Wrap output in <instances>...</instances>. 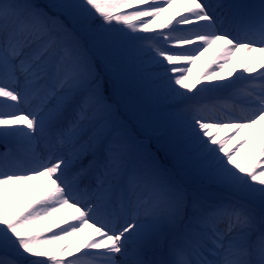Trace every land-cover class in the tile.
Here are the masks:
<instances>
[{
	"label": "snow or ice",
	"instance_id": "6c2138e0",
	"mask_svg": "<svg viewBox=\"0 0 264 264\" xmlns=\"http://www.w3.org/2000/svg\"><path fill=\"white\" fill-rule=\"evenodd\" d=\"M0 144V264H264V0H0Z\"/></svg>",
	"mask_w": 264,
	"mask_h": 264
},
{
	"label": "bare ground",
	"instance_id": "6f19581e",
	"mask_svg": "<svg viewBox=\"0 0 264 264\" xmlns=\"http://www.w3.org/2000/svg\"><path fill=\"white\" fill-rule=\"evenodd\" d=\"M168 14L169 13L164 14V17L161 18V22H163V19L166 18ZM217 51L218 50L216 48H212L197 60L196 64L192 66V72L194 73L195 77H198L201 73L206 71L207 66L210 64V62L214 58ZM237 56H238L237 58V62H238L242 56V51L238 52ZM225 96H226L225 93H212L206 96V100L209 103L223 102L225 99Z\"/></svg>",
	"mask_w": 264,
	"mask_h": 264
},
{
	"label": "rangeland",
	"instance_id": "374dc122",
	"mask_svg": "<svg viewBox=\"0 0 264 264\" xmlns=\"http://www.w3.org/2000/svg\"><path fill=\"white\" fill-rule=\"evenodd\" d=\"M39 1H40V0H39ZM52 2H56V0H51L50 3H52ZM166 17H167V16H166ZM219 47H220V45L217 44V45H214L212 48H216V49L218 50ZM241 51L243 52V50H241ZM237 58H238V56H237V53H236V60H237ZM196 78H197V77H195L194 73L192 72V73H191V76H190V79L195 80ZM120 112H121V113L124 112V108H123V106L120 107ZM221 135H223V133H221ZM3 150H4V146H3V144H0V151H3ZM193 179H194V178H193ZM208 192H209V194H216V195H220V194H221V193H219L218 190H216V189H214V188H211V187L208 188ZM24 199L26 200V199H27V196H25ZM21 203H23V201H22ZM86 231H87V230H86ZM83 235H84V234H81V240L83 239Z\"/></svg>",
	"mask_w": 264,
	"mask_h": 264
},
{
	"label": "trees",
	"instance_id": "16d2710c",
	"mask_svg": "<svg viewBox=\"0 0 264 264\" xmlns=\"http://www.w3.org/2000/svg\"><path fill=\"white\" fill-rule=\"evenodd\" d=\"M49 1H50V0H40V3H42V4H47V3H49Z\"/></svg>",
	"mask_w": 264,
	"mask_h": 264
}]
</instances>
